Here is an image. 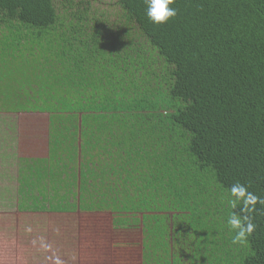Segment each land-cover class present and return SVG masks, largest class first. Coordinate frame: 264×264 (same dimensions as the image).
Returning a JSON list of instances; mask_svg holds the SVG:
<instances>
[{
  "label": "trees",
  "instance_id": "trees-1",
  "mask_svg": "<svg viewBox=\"0 0 264 264\" xmlns=\"http://www.w3.org/2000/svg\"><path fill=\"white\" fill-rule=\"evenodd\" d=\"M172 6L154 25L145 0H0V111L51 124V166L22 171L21 211L124 216L141 238L115 244L114 264L126 247L137 264H264V205L247 244L227 227L234 183L264 198V0Z\"/></svg>",
  "mask_w": 264,
  "mask_h": 264
},
{
  "label": "rangeland",
  "instance_id": "rangeland-1",
  "mask_svg": "<svg viewBox=\"0 0 264 264\" xmlns=\"http://www.w3.org/2000/svg\"><path fill=\"white\" fill-rule=\"evenodd\" d=\"M50 128V117L46 113L0 111V264H82L79 255L85 256L87 247L95 250L94 264H114L116 260L111 253L115 244L121 247L120 242L129 240L130 244L138 246L136 241L140 242L141 238L140 231L129 234L121 231L118 225L127 224L123 221L124 216L98 211L87 214L81 210L57 213L21 211L23 203L28 207L22 209L33 208L29 201H22L19 194L22 171L30 168L29 172L33 173L39 167L34 163L39 160L43 161L42 167L51 166L48 161ZM72 177L74 185L79 183V172H74ZM47 180L48 188V175ZM35 185L33 195L37 196L44 189L39 181ZM64 185L67 182L61 180L60 188ZM47 194L43 200L46 208V202L53 193L49 190ZM58 194H63V191H58ZM68 197L70 202L71 196ZM137 217H140L137 222L131 220L134 228L147 221L140 215ZM170 242L173 244L175 240ZM162 247L169 252L167 244ZM120 253L122 259L118 258L117 264H135L136 261L130 259H134L135 251L130 253L126 247ZM139 257L137 253L139 264H143Z\"/></svg>",
  "mask_w": 264,
  "mask_h": 264
},
{
  "label": "clouds",
  "instance_id": "clouds-1",
  "mask_svg": "<svg viewBox=\"0 0 264 264\" xmlns=\"http://www.w3.org/2000/svg\"><path fill=\"white\" fill-rule=\"evenodd\" d=\"M174 3L175 0H145L147 20L154 25L166 24L177 15V9L172 6ZM227 204L233 209L227 217L228 231L232 234L231 242L234 245L247 244L256 229L252 213L257 204L264 205V198L249 191L245 184L236 182L228 189ZM240 205L243 206L240 211H235Z\"/></svg>",
  "mask_w": 264,
  "mask_h": 264
}]
</instances>
